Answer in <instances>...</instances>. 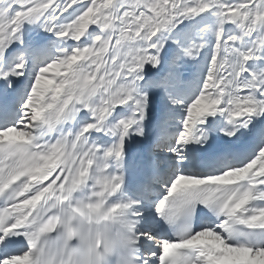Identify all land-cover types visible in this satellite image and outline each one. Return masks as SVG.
<instances>
[{
	"label": "snow or ice",
	"instance_id": "1",
	"mask_svg": "<svg viewBox=\"0 0 264 264\" xmlns=\"http://www.w3.org/2000/svg\"><path fill=\"white\" fill-rule=\"evenodd\" d=\"M0 264H264V0H0Z\"/></svg>",
	"mask_w": 264,
	"mask_h": 264
}]
</instances>
